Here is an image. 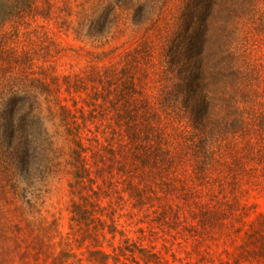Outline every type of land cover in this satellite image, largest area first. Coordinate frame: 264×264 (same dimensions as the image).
Segmentation results:
<instances>
[{"label":"rangeland","instance_id":"obj_1","mask_svg":"<svg viewBox=\"0 0 264 264\" xmlns=\"http://www.w3.org/2000/svg\"><path fill=\"white\" fill-rule=\"evenodd\" d=\"M183 1L35 0L31 11L0 25V264H53L64 253L87 264L89 233L72 220L73 204L82 202V196L72 186L75 145L62 116L64 105L89 149L95 190L89 194L91 207L104 222L99 229L106 232L112 217L117 230L115 237L101 238L107 251L115 247L121 261L143 264L137 254L138 262L120 253L128 239L132 246L155 252L158 264H264L251 256L249 237L264 215V158L252 162L256 169L248 171L242 151L220 149L211 186L192 180L197 160L191 159L183 177L187 197L141 207L134 205L128 183L134 181L142 190V173L119 164L123 152L116 132L121 122L107 81L98 76L141 42H150L152 66L136 86L149 101H157L163 50L177 29ZM255 62L262 64L264 74V57ZM95 71L99 74L93 80ZM259 148L264 153V138ZM150 181L143 191L165 195L161 179ZM224 200L233 213L221 227L200 226L195 210Z\"/></svg>","mask_w":264,"mask_h":264},{"label":"trees","instance_id":"obj_2","mask_svg":"<svg viewBox=\"0 0 264 264\" xmlns=\"http://www.w3.org/2000/svg\"><path fill=\"white\" fill-rule=\"evenodd\" d=\"M34 2L0 0V25L31 11ZM110 11L115 14L116 7L111 5ZM176 27L163 50L162 89L154 103L138 86L139 78L148 76L152 66L150 42H141L120 63L107 66L98 76L106 79L111 106L121 122L116 132L121 138L118 150L123 152L119 164L131 166L143 176L142 190L134 181L128 183L136 207L154 200L169 203L176 197H187L190 190L183 177L191 159L197 160L192 180H203L211 186L220 149L242 151L248 171L256 169L250 165L252 162L262 163L260 159L264 158L259 148L264 138V74L262 64L255 62V58L264 57V41L258 39L264 37V0H184ZM95 74L99 73L95 71L90 78L94 80ZM61 111L75 145L72 155L76 182L72 186L78 187L82 202L73 204L72 220L89 233L85 235L91 242L87 264H129L121 261L115 247L111 252L103 247L106 234L116 236L114 220L110 218L106 232V228L99 229L98 224L104 226V222L91 207L89 194L95 190L89 149L79 128L73 125L69 107L64 105ZM108 152L113 154L112 149ZM111 160L115 163L116 158ZM155 178L163 184L165 195L161 197L155 191H143ZM225 201L218 202V206L200 205L194 214L198 224L203 228L221 227L223 219L233 213V207ZM249 237L254 246L251 256L264 260V215ZM124 242L120 253L126 259L132 256L135 261L137 254L143 264L159 263L155 252L141 245L132 246L128 239ZM70 258L69 264H84V259L69 253L56 257L53 264H67ZM218 264L242 263L235 260Z\"/></svg>","mask_w":264,"mask_h":264}]
</instances>
